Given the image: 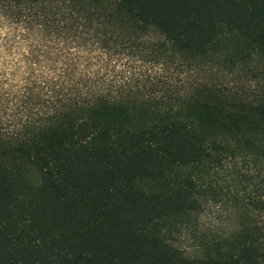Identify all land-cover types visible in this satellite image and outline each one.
<instances>
[{"label":"trees","instance_id":"obj_1","mask_svg":"<svg viewBox=\"0 0 264 264\" xmlns=\"http://www.w3.org/2000/svg\"><path fill=\"white\" fill-rule=\"evenodd\" d=\"M256 172L264 0H0V264H264ZM217 176L239 228L189 258Z\"/></svg>","mask_w":264,"mask_h":264},{"label":"rangeland","instance_id":"obj_2","mask_svg":"<svg viewBox=\"0 0 264 264\" xmlns=\"http://www.w3.org/2000/svg\"><path fill=\"white\" fill-rule=\"evenodd\" d=\"M262 68L261 65L251 64L241 66L229 74L219 71L214 74H217V79H222V82H231L232 86H238L256 82L249 72H260L263 71ZM255 177V184L261 185L264 175L256 172ZM214 183L218 190L223 188L224 191L216 198L207 195L202 201L201 209L193 215L190 223L173 237L174 244L189 258L204 257L206 246L214 239L233 234L239 228V212L228 198L227 188L231 189L232 183L226 181L223 176H217Z\"/></svg>","mask_w":264,"mask_h":264}]
</instances>
